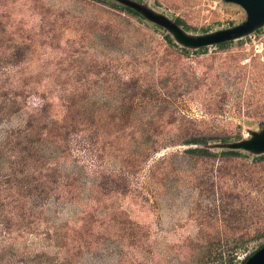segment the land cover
<instances>
[{
  "label": "rangeland",
  "instance_id": "374dc122",
  "mask_svg": "<svg viewBox=\"0 0 264 264\" xmlns=\"http://www.w3.org/2000/svg\"><path fill=\"white\" fill-rule=\"evenodd\" d=\"M257 13L235 0H0V69L25 102L0 141L45 103L78 120L59 163L82 177L81 198L48 203L40 226L72 232L91 215L98 247L71 264H246L264 247ZM186 134L213 137L215 157L190 159ZM14 237L0 233L3 262L68 259L43 234Z\"/></svg>",
  "mask_w": 264,
  "mask_h": 264
},
{
  "label": "trees",
  "instance_id": "16d2710c",
  "mask_svg": "<svg viewBox=\"0 0 264 264\" xmlns=\"http://www.w3.org/2000/svg\"><path fill=\"white\" fill-rule=\"evenodd\" d=\"M178 24L183 25L180 21ZM164 40L170 50L178 47L169 35ZM14 58L18 56L5 57L7 61ZM5 76L7 74L0 69V121L21 113L25 106L24 97L12 90ZM53 107L50 103L37 107L29 113L25 126L9 131L0 141V233L7 239H15L14 236L21 238L25 234H43L58 248L66 249L68 259H63V264H71L72 257L80 256L84 249L95 250L100 239L89 214L81 220L82 225L72 229V232L65 229L63 233L66 225L41 231L40 226L45 221L44 209L48 203H75L83 191L82 177L65 172L59 163V157L65 156L68 136L76 129L78 120L65 116L61 118L56 113L49 114ZM58 107L62 111L63 108L67 109L62 103ZM213 139L207 135L186 134L180 143L189 147L185 154L190 159L211 160L215 155L207 146ZM155 150L152 147L145 149V159ZM222 155L226 158L241 157V153L235 151H226ZM145 159L132 157L136 164ZM132 239L138 243L135 238ZM4 255L0 254V264L19 263L13 256L3 262ZM23 256H28V253ZM34 257L36 264H41L42 256L35 254Z\"/></svg>",
  "mask_w": 264,
  "mask_h": 264
},
{
  "label": "water",
  "instance_id": "95a60500",
  "mask_svg": "<svg viewBox=\"0 0 264 264\" xmlns=\"http://www.w3.org/2000/svg\"><path fill=\"white\" fill-rule=\"evenodd\" d=\"M244 3H250L256 6L258 13L257 19L264 15V0H235ZM256 23V20L253 22ZM246 264H264V247L256 251L255 255L251 257Z\"/></svg>",
  "mask_w": 264,
  "mask_h": 264
}]
</instances>
